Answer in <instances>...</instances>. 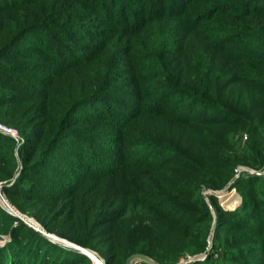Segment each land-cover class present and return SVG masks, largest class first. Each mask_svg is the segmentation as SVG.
I'll list each match as a JSON object with an SVG mask.
<instances>
[{"label": "trees", "instance_id": "16d2710c", "mask_svg": "<svg viewBox=\"0 0 264 264\" xmlns=\"http://www.w3.org/2000/svg\"><path fill=\"white\" fill-rule=\"evenodd\" d=\"M253 36L264 38V0H0V123L18 134L16 141L0 132L2 191L22 214L47 220L66 188L55 189L58 182L79 185L88 176L87 201L110 207L96 217L112 225L109 264L133 254L176 264L203 253L189 264H264V203L248 196L250 180L264 175L236 179L235 170L264 168V47L252 48ZM90 103L97 105L78 115ZM140 119L154 123L133 131ZM245 131L251 143L240 153ZM230 182L244 192L242 208L225 211L208 196L217 214L214 242L227 234L223 247L207 252L213 216L200 192ZM122 214L129 216L121 221L125 244L114 225ZM6 236L0 264L86 261L0 208V242ZM172 238L177 245L168 251Z\"/></svg>", "mask_w": 264, "mask_h": 264}, {"label": "rangeland", "instance_id": "374dc122", "mask_svg": "<svg viewBox=\"0 0 264 264\" xmlns=\"http://www.w3.org/2000/svg\"><path fill=\"white\" fill-rule=\"evenodd\" d=\"M251 39H253V45H251V47L255 48L256 51H258L259 49H262V47H264V38H261L259 36H253V37H251ZM263 55H264V48H263V51L261 53V56H263ZM263 58H264V56H263ZM262 71H264V69ZM76 78H77V76H76ZM249 99H250V97L248 95H246L245 100L248 101ZM262 100H264V99H262ZM262 100H260V101H262ZM260 101H259V103H260ZM256 104H258V102H256ZM95 105H97V104L90 103L87 106H85L84 108H81L78 111V115H82L81 114L82 112L89 113L90 110H93L95 108ZM153 123L154 122L152 120H147L145 122V120L141 121V119H140L135 124V126H133L132 129H133V131L139 132L140 127L150 128L153 125ZM0 125L4 126L6 129H8L12 133H14L16 135L15 140L18 141V134L14 128H11L8 126L6 127V125H4L2 123H0ZM91 125L81 126V128H78V129L88 130V128ZM159 127L162 130H164L165 126L163 127L162 123L160 122L158 125V128ZM93 130L96 131L95 132L96 134H98V135L101 134V126H94ZM174 131H176V130L174 129L173 132ZM104 137H106V136H104ZM238 141H239V145H240V149H241L240 153L244 152L245 150L247 151L246 144L251 143L249 133L245 131L244 133H241L240 135H238ZM102 147L104 149H106L105 145ZM65 149H68V148L65 146L64 150H62V151H66ZM164 152H165L166 156H168L170 154V152L168 150H165ZM249 154L250 153L244 154V157L247 158ZM61 155H63V157L65 159H70V156H66L65 154H61ZM136 157L137 156H134V158H136ZM17 158H18V162H17L18 166L16 167V170H17L16 176H18L20 174L21 166H22V163L19 160L18 152H17ZM73 160L74 159H72V161ZM75 161H77V160H75ZM78 163L80 165H82L83 162L80 161ZM237 169L240 170V174H241V172L250 173V171H255V172H263L264 171V168H263V170L260 171V170H256L255 168H251V167L246 166V165L245 166L238 165L235 168V170H237ZM87 177L88 176H85V178H83L81 180V182H79V185L75 184V185L70 186L71 184L74 183L71 180H63L62 182H58L60 186L58 188H55V189H62L63 187H66V188L63 190L62 194L59 196L60 198L55 201L54 215H49L47 220H40L38 218L27 217L26 215L19 212L17 210V208L14 207V205L11 203L10 199H8V197L4 194L2 189H0V196L2 197L0 199V208H1V210L4 211L5 214L10 215L11 217L16 218L13 215V213H15V211H14V209H15L21 215L29 218L28 220L26 219L27 221L22 220V219H19V220L22 222V224H24L26 227L30 228V230L34 231L35 233H37V232L40 233V232L37 229H35L33 226H31V223L28 222L30 219H33L39 225H40V222L45 224L48 231L45 230L41 226L43 228V230L46 233H48V234H50V235H52V236H54L60 240H64L68 243L75 245V243H73L72 241H70L66 238H63L62 235H64V236H67L69 238H76L79 241L87 243L90 246V248H88V249L81 248L80 246H77V245L76 246L78 248H80L78 250L81 251L82 253L94 254L96 257L98 256L99 258H102L103 260H105V262L107 264H109L106 259L109 258L111 254L106 252L109 244L105 243V240H109L111 237V233H106V231H109V229H110V227H112V225L106 224L105 226H103L104 224H102V220H98V218H96V217L98 214L107 213L109 211L110 207L106 208L104 205V202H97L95 205H98V206H94V204L92 202L87 201V197L89 196V194L85 190V189H87V187H85V186H88V185H86V182L88 181ZM37 178H39V177H37ZM40 180H44L45 182H48L49 184H52L54 182V180L52 178H43V179L40 178ZM58 180H59V178H58ZM129 180H130V175L123 179V181H129ZM110 183H120V182L117 180H109V182H107V184H110ZM232 183L233 182H230L227 186H225L223 188V189H225L227 187L225 192H223V194H221L220 197L215 196V197H217L218 206L225 211H235V209H241L242 208V204H243V200H244V197H243L244 192L242 191V189L239 190L238 188L232 187ZM2 184H3V182H0V188H1ZM250 184L254 185V187H255L252 191H248V196L250 198V202H255L256 199L259 197V198H261V200L264 203V180L255 181V179H251ZM76 186H79V188ZM209 192H210V190H207L205 188H202V191L200 192L202 198L204 199L207 207H209L211 214L213 216V219L210 223V228H209V233H208L209 235L207 237V249H208L207 252H209L211 250V248L216 245V243H217V245L223 247V244L226 241V239L224 237L227 234V233L221 232L217 242L216 243L214 242L215 228H214L213 232H212V229H213L214 221H216L217 214H216V209L211 205V202L208 198V196L210 195ZM231 200H234L233 203L231 204V207H226V205H224V204L230 202ZM119 203H121V202H119ZM80 205H83L84 209H85V211L82 215H80L78 212ZM9 206L14 208V209H11ZM120 208H122V206H120ZM123 209H124V207H123ZM252 210H253V208L250 206H247L244 209V213L249 218V220L252 219ZM256 211L262 213L261 209H257ZM27 212L33 213V214L36 213L35 208H31L30 210L28 209ZM122 215L123 216H122L121 220H119V222L114 224V225H115V233H116L117 240L119 242H121L122 244H125L128 240V229L126 226L127 221H125V222H121V221H122V219H124V217L129 218V216H124V214H122ZM173 215H178V213L175 212V213H173ZM87 220L89 223L88 224L89 227L85 228ZM94 221H97L96 223H99L102 225L100 227H94L93 226ZM262 221H264V216L262 218ZM130 222L133 223V221H130ZM102 227H105L104 229H106V230H102ZM257 241L258 240H253L251 238L248 239V243H256ZM9 242H10V237L6 236L4 238V240L0 242V245H5L6 243H9ZM176 245H177V242L175 241V239L172 238L169 240L168 243L166 242V244L164 245L163 248L170 251L173 248H175ZM62 247H64V246H62ZM65 248H67V247H65ZM78 250H76V251L78 252ZM216 250L220 251L221 249L218 250V248H217V249H215V251ZM113 254H114V252H113ZM81 255H83V254H81ZM83 256H85V255H83ZM187 257H190V255H188V254L183 255L180 259H178L176 264H179L180 262H182ZM206 257H207V254H205L203 259H201L200 261L204 260ZM87 258L88 257H86V261H84L83 259H80V260H82V262L77 263V264H94L93 261H90V259L88 258L89 259L88 260ZM213 258L220 260L222 257L219 256L218 254L216 256V254H215L213 256ZM115 264H121V262L118 261ZM122 264H124V262ZM187 264H189V263H187Z\"/></svg>", "mask_w": 264, "mask_h": 264}, {"label": "water", "instance_id": "95a60500", "mask_svg": "<svg viewBox=\"0 0 264 264\" xmlns=\"http://www.w3.org/2000/svg\"><path fill=\"white\" fill-rule=\"evenodd\" d=\"M250 173L254 174V175H262V176L264 175V171L263 172L250 171ZM239 175H240V170L237 169L236 170V179L239 177ZM0 189H2V186H1ZM226 189H227V187L225 189H223L222 191H219V192L210 191L209 193H210V195H214V196L220 197L221 194H223V192H225ZM1 198L2 197L0 196V199ZM10 208L14 209L12 207H10ZM14 211H15V213H13V215L16 218L22 219V220H26V219L28 220L29 219L26 216H23L20 213H18L15 209H14ZM28 222H30L31 226H33L35 229H37L43 236L47 237L49 239V241H51L52 243L60 245V246L67 247V248L75 250V251L80 249L76 245L68 243V242H66L64 240H60V239H58V238L46 233L43 230V228L38 223H36L33 219H30ZM215 225H216V221H214L212 232L214 231ZM204 256H205V253L199 254V255H195V256H192V257H188V258L184 259L182 262H180L179 264H187V263H190V262L198 261V260L203 259ZM137 263L157 264L152 259H150L149 257H147V256H145L143 254H133V255L129 256L125 260L124 264H137Z\"/></svg>", "mask_w": 264, "mask_h": 264}, {"label": "built area", "instance_id": "2783aa9c", "mask_svg": "<svg viewBox=\"0 0 264 264\" xmlns=\"http://www.w3.org/2000/svg\"><path fill=\"white\" fill-rule=\"evenodd\" d=\"M0 132L1 133H4V134H6V135H10L12 138H14L15 139V137H16V135L14 134V133H12L10 130H8V129H6L4 126H2V125H0ZM78 252L80 253V254H83V255H85L86 257H88L89 259H90V261H93L94 262V264H107L106 262H105V260H103L102 258H99L98 256L96 257L94 254H84V253H82L81 251H79L78 250Z\"/></svg>", "mask_w": 264, "mask_h": 264}]
</instances>
